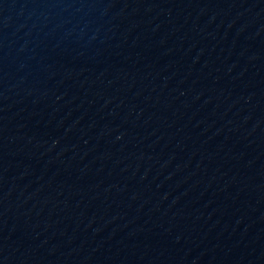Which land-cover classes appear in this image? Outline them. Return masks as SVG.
I'll return each instance as SVG.
<instances>
[{
  "label": "water",
  "instance_id": "95a60500",
  "mask_svg": "<svg viewBox=\"0 0 264 264\" xmlns=\"http://www.w3.org/2000/svg\"><path fill=\"white\" fill-rule=\"evenodd\" d=\"M0 264H264V0H0Z\"/></svg>",
  "mask_w": 264,
  "mask_h": 264
}]
</instances>
